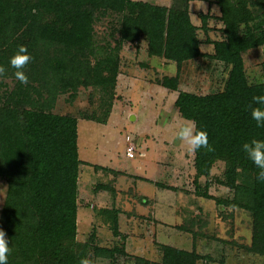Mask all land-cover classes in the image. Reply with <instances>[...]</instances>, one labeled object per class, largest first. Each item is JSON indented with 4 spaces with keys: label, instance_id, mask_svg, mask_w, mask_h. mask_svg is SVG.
I'll list each match as a JSON object with an SVG mask.
<instances>
[{
    "label": "trees",
    "instance_id": "obj_1",
    "mask_svg": "<svg viewBox=\"0 0 264 264\" xmlns=\"http://www.w3.org/2000/svg\"><path fill=\"white\" fill-rule=\"evenodd\" d=\"M189 1L173 0L166 7L143 0H0V66L6 68L0 79V178L7 185L0 229L11 249L8 264H79L82 257L94 264H118L120 256L126 258L124 264H197L203 258L195 247L186 250L159 242H155L159 262L130 255L119 230L118 207L99 212L120 239L112 246L99 245L94 232L84 241L76 237L82 162L78 121L55 113L53 107L61 93L69 91L74 97L80 86L99 87L107 95L105 114L84 118L105 123L119 72L118 51L140 37L147 40L150 55L174 61L177 72L181 63L200 56L230 66L221 90L202 95L179 90L174 105L182 118L207 131L214 149L194 153L196 195L218 206L247 210L252 240L245 247L264 256V181L257 179L259 170L242 148L253 137L264 139V128L256 126L247 108L254 96L264 95V84L248 79L242 57L243 52L264 45V0H216L226 37L206 41L213 44L210 54L199 49ZM208 17L200 13L205 30ZM105 18L110 24L107 35L97 40L95 26ZM20 45L32 57L25 68L27 85L15 78L10 66V57ZM260 69L264 77V61ZM159 84L176 91L178 74L163 77ZM218 160L224 162V170L215 182L229 188L231 197L208 192V181L203 188L198 183L200 177L210 176ZM94 169L120 173L99 165ZM100 187L109 188L98 184L96 189ZM177 227L195 236L192 221Z\"/></svg>",
    "mask_w": 264,
    "mask_h": 264
},
{
    "label": "rangeland",
    "instance_id": "obj_2",
    "mask_svg": "<svg viewBox=\"0 0 264 264\" xmlns=\"http://www.w3.org/2000/svg\"><path fill=\"white\" fill-rule=\"evenodd\" d=\"M143 1L166 7L173 3V0ZM255 9L252 7L253 12ZM200 13L209 16L206 30L201 28ZM188 14L198 28L200 51L210 54L213 44L206 41L226 37L217 1L191 0ZM108 20L102 19L95 26L97 40L106 37ZM261 49L264 50V45L257 47L256 52L250 49L242 53L244 69L252 82L262 77L260 66L264 52ZM118 56L119 72L105 123L84 118L105 114L107 95L99 87L80 86L74 97L69 91L61 93L53 107L55 113L74 116L78 121L77 147L82 162L78 173L77 240H87L91 232L95 233L99 245L112 246L120 240L112 235L99 213L101 208L118 207L122 212L119 215L121 236L129 234L130 237L125 243L130 255L159 262L160 250L157 241H153L157 239L159 243L186 250L195 247L203 256L197 264H264V256L245 247L252 240L249 212L218 206L214 200L196 195L194 153H189L186 146L175 139L176 125L185 120L174 105L178 91L201 95L219 91L230 66L200 56L181 63L177 72L174 61L149 54L144 37L124 43ZM176 74L177 91L159 84L163 77ZM127 135L134 146L133 158L126 155ZM95 165L120 170V173L95 170ZM223 170L224 162L216 161L210 176L198 179L199 185L203 188L208 181V192L222 198L231 197L229 188L215 182V177H221ZM98 184L109 188L96 189ZM6 187L5 180L0 178V210ZM154 215L159 218L157 223L162 221L159 222L162 226L152 222ZM187 220L193 222L195 236L177 227ZM125 259L120 256L118 264H124Z\"/></svg>",
    "mask_w": 264,
    "mask_h": 264
},
{
    "label": "clouds",
    "instance_id": "obj_3",
    "mask_svg": "<svg viewBox=\"0 0 264 264\" xmlns=\"http://www.w3.org/2000/svg\"><path fill=\"white\" fill-rule=\"evenodd\" d=\"M137 0H133V3ZM202 51L204 48L202 46ZM261 52L264 50L261 49ZM32 57L28 49L24 45H20L16 52L10 57V66L15 70V78L22 84L27 85L29 77L25 72L26 66L31 61ZM6 74V68L0 66V79ZM259 84H264V77H260L256 81ZM250 110L251 118L256 122V126L264 128V95H256L252 98V103L247 105ZM175 139L179 140L182 145L186 146L189 153H195L197 150L204 148L208 151L214 149L209 144V136L206 130L198 129L196 123L191 120H183L176 125ZM243 151L248 158L257 167V179L264 181V139L253 137L250 141L245 142L242 146ZM11 249L9 247L6 232L0 229V264H8V257ZM79 264H94L88 257H82Z\"/></svg>",
    "mask_w": 264,
    "mask_h": 264
},
{
    "label": "crops",
    "instance_id": "obj_4",
    "mask_svg": "<svg viewBox=\"0 0 264 264\" xmlns=\"http://www.w3.org/2000/svg\"><path fill=\"white\" fill-rule=\"evenodd\" d=\"M207 20H208V19H207ZM251 51H252V52H256V51H257V48H256V49H251ZM194 59H195V58H194ZM192 60H193V59H192ZM186 61H188V60H186ZM213 61H217V60H213ZM217 62H221V61H217ZM221 63H222V62H221ZM173 91H174V90H173ZM176 91H177V90H176ZM176 96H177V94H176ZM175 98H176V97H175ZM158 163H159V162H158ZM108 168H109V167H108ZM111 169H112V168H111ZM118 171H120V170H118ZM125 173H126V172H125ZM78 190H79V189H78ZM141 195H142V194H141ZM145 201H147V200H145ZM143 202H144V201H143ZM144 203H145V202H144ZM145 204L147 205V203H145ZM121 213H122V212H120L119 215H120ZM132 217H133V216H132ZM145 217H146V216H145ZM150 219H151V217H150ZM158 219H159V218H158L157 216L154 215V216H153V220H154V221H152V222H155V221H156V222H155L156 225H160V226H162L163 224L159 223V222H162L161 220L157 223ZM145 220H147V218H146ZM118 224H119V230H120V228H121V227H120V216H118ZM156 225H154V226H156ZM154 226H153V227H154ZM155 234H156V232L154 233V235H155ZM140 235H141V234H140ZM141 236L144 237L143 235H141ZM129 238H130V237H129V234H126V235H125V243H126V244H127L128 240H129ZM153 241L160 242V241H158L157 239H155V240H153ZM126 248H127V247H126ZM126 248H125V249H126ZM126 250H127V249H126Z\"/></svg>",
    "mask_w": 264,
    "mask_h": 264
},
{
    "label": "built area",
    "instance_id": "obj_5",
    "mask_svg": "<svg viewBox=\"0 0 264 264\" xmlns=\"http://www.w3.org/2000/svg\"><path fill=\"white\" fill-rule=\"evenodd\" d=\"M127 145H126V155L129 158H133L134 157V146L130 140V137L127 135L125 138Z\"/></svg>",
    "mask_w": 264,
    "mask_h": 264
}]
</instances>
